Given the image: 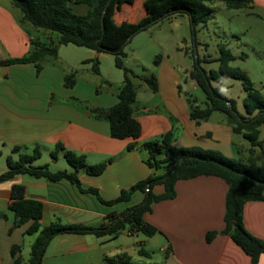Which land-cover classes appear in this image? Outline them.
<instances>
[{
	"label": "crops",
	"instance_id": "obj_1",
	"mask_svg": "<svg viewBox=\"0 0 264 264\" xmlns=\"http://www.w3.org/2000/svg\"><path fill=\"white\" fill-rule=\"evenodd\" d=\"M142 3L143 0H125L117 4L114 21H137L145 15ZM254 3L264 6V0H249L248 6ZM70 5L78 14L87 11L84 3ZM11 7L0 0V52L5 54L0 60L21 57L29 52L32 41L46 43L54 34L21 24L19 14ZM40 36L47 41H42ZM67 45H58L56 57L46 56L38 72L31 62L0 64V157L5 161L13 153V146H19L21 151L22 147L42 146L50 153L56 143H61L65 149L84 155L87 164L106 162L99 174L90 175L79 170L77 175L82 187L94 188L101 198L109 200L153 172L145 163L147 152L141 144L160 138L166 131L172 130L171 143L176 147L197 146L216 150L226 157L237 156L230 125L221 124L216 131L208 121L196 123L190 118L189 106L176 88H162L160 83L154 94L145 90L143 97L147 101L134 105L132 115L140 124L139 136L112 137L107 121L91 118L77 102L101 107L116 103L117 88L107 93L97 92L96 76L81 74L83 63L88 64L87 60L94 57L101 60L105 54L89 49V52L79 53L74 61L63 59L59 49H68ZM73 70L76 71L75 82L72 87H66L63 77ZM169 76L173 77V71ZM131 143L133 148L127 149ZM55 154L52 161L46 162L58 167L51 171L69 170L67 162L65 166L59 160L63 157L62 150ZM5 170L6 162L3 165L0 160V172ZM15 184L23 185L25 198L42 203L41 226L54 219L98 226L109 212H120L143 198L140 190H134L128 200L108 205L66 179L50 180L44 176L16 173L0 181V264H14V257L18 253L21 256V252L12 255L11 247L18 244L21 251L26 235L24 229L28 225L26 222L15 226L13 212L8 208L10 190ZM173 189L172 198L153 202L151 210L143 214V220L158 229L145 237L146 250L142 248L147 255L139 254L137 249L138 245H144V239H139L137 234V240H126L131 236L126 230L116 236L63 232L48 240L40 264H107L106 259L122 252L130 259L132 252L141 260L140 256L149 257V252L154 250L163 254L160 264H250L249 256L228 235L220 233L224 227L227 191L224 179L216 175H197L177 179ZM163 190L162 184L152 187L155 194ZM242 220L251 234L264 239V200L246 201ZM208 231L216 232L210 241L205 238ZM34 234L35 238L37 234ZM27 259L21 257L20 264H28ZM257 264H264V251Z\"/></svg>",
	"mask_w": 264,
	"mask_h": 264
},
{
	"label": "trees",
	"instance_id": "obj_2",
	"mask_svg": "<svg viewBox=\"0 0 264 264\" xmlns=\"http://www.w3.org/2000/svg\"><path fill=\"white\" fill-rule=\"evenodd\" d=\"M19 11V22L35 29L56 33V43L46 44L38 41L31 42L29 52L21 57L0 60V64L31 62L36 72L41 68L42 60L46 56L56 57L57 47L60 44H73L86 47L95 52H107L113 55V62L122 70V83L117 90V101L108 107L89 106L84 101H77L93 119H102L109 125V134L118 139L140 134V124L133 117L132 104L135 100L134 73L124 65V46L133 35L144 30L150 24L176 13H186L189 16L191 33H195L198 23L205 24L215 1L222 2L229 8L248 6L249 0H143L145 15L137 21H122L116 23L113 18L115 6L125 0H8ZM71 3H84L87 11L78 14L72 10ZM218 56L204 61H217L215 70L205 71L200 66L199 58H195L193 69L189 75L204 93V106H199L193 100L189 102V116L196 123L208 119L212 112L223 114L225 121L230 125L234 134L241 135L246 144L248 155L245 160L240 158V150L234 144L236 158L226 157L222 153L203 149L197 146L176 147L172 141V130L166 131L155 140H148L141 144L146 150V165L157 173L152 172L145 179L139 180L129 188L120 190L119 194L109 200L100 197L97 190L91 187L84 188L78 179V171L84 170L90 175L103 171L106 162L87 164L82 154L65 149L61 143H56L51 158L62 150L63 157L72 168L71 171L58 169L51 171L46 163L33 164L40 156L37 146L26 153L19 146H13L12 152L17 158L6 157V170L0 172V181L10 178L16 173H28L33 176H44L50 180L66 179L75 184L81 191L91 192L101 203L112 205L128 200L134 190H140L143 198L120 212L111 211L105 216L103 223L98 226H89L80 223H62L58 219L41 226L39 218L42 214V203L39 200L25 198L24 187L20 184L12 185L8 208L13 212L14 225L19 226L28 222L24 234L36 233L30 245L28 264H40L44 248L48 240L57 233L75 232L92 233L96 236H116L123 230L129 234L141 232L151 236L158 229L143 220V214L151 210V204L162 199L172 198L175 194L173 184L177 179L191 178L197 175H216L227 183L225 194L223 221L224 227L220 231L228 235L248 256L250 264H257L259 255L264 251V239L251 234L243 224V205L249 200H264V147L261 130L264 127V96L253 87L247 73L239 67L229 65L235 56L224 45L219 46ZM240 57H244L241 54ZM91 70L99 73L98 59H88ZM156 62V60H155ZM73 70L63 77V84L72 87L75 82ZM238 79L242 83L245 95L242 100L243 113L236 110L233 100L226 98L220 87L213 86L212 82L220 83L222 78ZM143 82L150 90H157V82L153 75L144 77ZM74 100V98H73ZM230 103L228 106L227 103ZM133 143L127 146L132 149ZM256 152V153H255ZM163 185V192L155 194L152 187ZM216 235L215 231L205 234L207 241ZM20 252V245L11 247V254ZM138 253L147 255L140 246ZM107 264H132L126 252L119 253L106 259ZM21 256L18 253L13 260L20 264Z\"/></svg>",
	"mask_w": 264,
	"mask_h": 264
},
{
	"label": "rangeland",
	"instance_id": "obj_3",
	"mask_svg": "<svg viewBox=\"0 0 264 264\" xmlns=\"http://www.w3.org/2000/svg\"><path fill=\"white\" fill-rule=\"evenodd\" d=\"M4 1L12 6L11 8L15 13L19 14L18 9L8 0ZM211 6L213 9L206 23H198L194 34L191 33L189 16L186 13H176L150 24L144 30L133 35L131 40L124 46V65L134 73L135 100L132 104L133 108L134 105H141L142 101H147L143 97L145 90H148L147 92H150V94H154V91L150 90L143 82L144 77H150L151 75L155 77L157 84L160 83L162 88L167 87L166 89H169V87L174 86L178 95L183 97L185 105L189 106L188 99H191V101L194 99L193 101L196 104L201 107L204 106V93L189 73L193 69V59L197 57L200 60V66L205 71L215 70L217 61L204 60L216 58L220 45L227 47L235 56L229 62V65L244 70L253 87L264 96V6L254 3L252 7L229 8L220 1H215ZM41 39L47 41L43 37ZM48 43L51 45L56 43V33L53 34L49 42H46V44ZM67 46L68 49H63L64 47L59 49L63 59L69 58L74 61L79 53L89 52L86 47L73 44ZM104 54L101 60L97 58L100 76L99 73H97L98 75L93 74L91 62L82 64L81 67L84 70L82 69L81 74L96 76V79H98L96 91L107 93L116 88L118 90L122 83V70L114 65L111 53L104 52ZM241 54H244V57H240ZM0 56H5V54L0 52ZM171 71H173V77L169 76ZM106 78L109 79V82L106 81ZM211 84L220 87V92L226 98L233 100L239 113L244 112L242 100L245 91L240 80L224 77L220 83L212 82ZM85 104L89 105L87 102ZM204 121L210 122L212 128L216 131L221 124H226L223 114L217 111L212 112L208 119ZM263 136L264 127L261 130L260 137ZM233 143L240 150V158L245 160L248 155L246 147L248 143L242 139L241 135L234 133ZM262 144L264 147V139ZM31 149V146L22 147V151L26 153L31 152ZM39 151L40 156L34 160L33 164L38 165L52 161L53 158H51L50 153L45 151L42 146L39 147ZM13 155L14 153L10 154L12 159H14ZM0 158L3 165H5L6 161L2 157ZM232 158H236V155L233 154ZM59 160L61 164L66 166L64 157H59ZM48 168L51 170L58 167L48 165ZM71 170L70 167L69 171ZM137 234L140 237L139 239H144V245H138L137 249L141 246L146 250V236L141 232L131 234L130 239L126 240H137L135 236ZM34 236V233L25 235L20 251L23 260H26L29 256L30 244ZM129 245L132 246L131 243ZM130 253L132 264H160V259L163 258V254L159 253L158 250L149 252V257L140 256L141 260L138 259V255Z\"/></svg>",
	"mask_w": 264,
	"mask_h": 264
},
{
	"label": "water",
	"instance_id": "obj_4",
	"mask_svg": "<svg viewBox=\"0 0 264 264\" xmlns=\"http://www.w3.org/2000/svg\"><path fill=\"white\" fill-rule=\"evenodd\" d=\"M227 104H228V106H230V103L229 102Z\"/></svg>",
	"mask_w": 264,
	"mask_h": 264
}]
</instances>
